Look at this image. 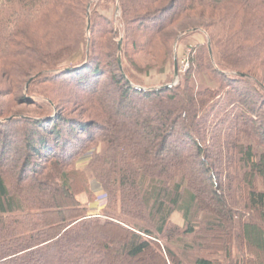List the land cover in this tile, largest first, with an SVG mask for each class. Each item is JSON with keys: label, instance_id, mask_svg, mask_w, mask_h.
<instances>
[{"label": "trees", "instance_id": "1", "mask_svg": "<svg viewBox=\"0 0 264 264\" xmlns=\"http://www.w3.org/2000/svg\"><path fill=\"white\" fill-rule=\"evenodd\" d=\"M0 264H264V0H2Z\"/></svg>", "mask_w": 264, "mask_h": 264}, {"label": "rangeland", "instance_id": "2", "mask_svg": "<svg viewBox=\"0 0 264 264\" xmlns=\"http://www.w3.org/2000/svg\"><path fill=\"white\" fill-rule=\"evenodd\" d=\"M0 2H2V0H0ZM104 6L107 7V9H102L99 8L98 10L100 11V13L108 16L109 18L112 17H118L119 16V12L117 10V8H115V6L111 3V2H105L103 4ZM176 8V7H175ZM205 41V38L203 35L201 34H196L193 36H190L188 38H186L184 41H182L180 44H178L177 48H176V52H175V57H174V61L176 60L177 63V67H178V71H179V77H175L174 74V61H173V67L171 66H167L166 70L164 72H156V71H151L149 74L145 75H137L135 74L128 66L127 70L129 71L130 76H132L133 79H136L137 81H139V85L141 87L144 88H150V87H157L160 85H166V84H170V85H176L178 83V81L180 80L179 78L185 74V72L188 70L189 64H188V57L187 55L190 53V50L192 47L196 46L199 43H202ZM121 43V41H120ZM76 59V57H75ZM76 61V60H75ZM1 89H4L7 87L6 84H3L1 86ZM76 90L75 87H71L70 91ZM64 93H67V91L69 90H62ZM8 98H5V100H7ZM79 99V96L76 95V93L73 96H68L67 99L64 101V103L66 102V104L64 105H71V103L73 104L75 101H77ZM19 101V99L17 100ZM77 114L78 111H76L75 107H73L72 111H71V115L70 116H78ZM69 116V114H68ZM81 117V116H80ZM91 152L84 155L80 160L79 163L83 164L86 161H88L91 158ZM99 190V187L97 185H95L94 183H92L91 186V191L92 193L96 194L97 191ZM104 202V200H96L94 202H92V204L96 205L97 208L100 209L102 203ZM172 222L178 226H183L184 224V219H183V214L181 212H176L173 217H172Z\"/></svg>", "mask_w": 264, "mask_h": 264}, {"label": "crops", "instance_id": "3", "mask_svg": "<svg viewBox=\"0 0 264 264\" xmlns=\"http://www.w3.org/2000/svg\"><path fill=\"white\" fill-rule=\"evenodd\" d=\"M92 183H94L95 185L98 186V184H96L94 181H92V182L90 183V188H91V186H92ZM98 187H99V186H98ZM99 192H100V188H99V190L97 191L96 194H98ZM100 200H102V199H100ZM100 208H101V207H100ZM99 210H100V209L97 208V206L94 205V204H91L90 207H89V212H90V213H98Z\"/></svg>", "mask_w": 264, "mask_h": 264}, {"label": "water", "instance_id": "4", "mask_svg": "<svg viewBox=\"0 0 264 264\" xmlns=\"http://www.w3.org/2000/svg\"><path fill=\"white\" fill-rule=\"evenodd\" d=\"M120 45V43H119ZM177 72H178V67H177V63H176V60L174 61V76L176 77L177 76Z\"/></svg>", "mask_w": 264, "mask_h": 264}]
</instances>
